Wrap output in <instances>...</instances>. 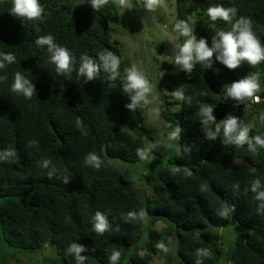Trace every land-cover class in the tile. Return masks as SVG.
Returning a JSON list of instances; mask_svg holds the SVG:
<instances>
[{
	"label": "trees",
	"instance_id": "1",
	"mask_svg": "<svg viewBox=\"0 0 264 264\" xmlns=\"http://www.w3.org/2000/svg\"><path fill=\"white\" fill-rule=\"evenodd\" d=\"M40 2L43 18L27 20L9 14L12 0H0V52L16 57L0 70V151H16L14 158L0 161L4 240L34 254L52 245L65 264H76L66 254L75 240L86 248L81 253L85 264H110L113 251L121 253L117 264H196L197 259L201 264H264V209L248 187L256 177L264 184V148L251 151L247 143H225L222 133L208 138L215 123L229 114L250 126V138L264 136L260 119L264 116V61L228 69L213 57L209 67L196 63L191 73L179 65L174 72H166L161 79L165 88L172 92L179 88L186 98L179 102L181 132L170 146L164 145L165 133L161 148L149 149L147 155L153 152L154 157L146 163L136 151L149 148L144 137L149 130L144 103L135 109L126 107L131 101L122 83L132 65L110 27L121 23L115 0H108L98 12L81 0ZM215 4L235 7L232 22L248 18L264 42V0H175V23H191L197 38L205 37L211 45L217 30L231 28L223 20H209L206 10ZM49 34L75 56L71 73L58 75L47 46L35 44L38 37ZM174 35L175 47L186 39L175 31ZM108 51L120 59L116 79L103 71L90 81L77 74L82 55L98 59ZM16 72L33 80L37 93L31 99L11 91ZM250 73L259 74V103L226 97L223 86ZM160 100L166 109L173 106L164 97ZM209 105L215 106L217 121L205 125L200 109ZM93 152L102 160L98 169L84 162ZM108 157L143 162L155 169L148 167L141 181L135 182L129 179L131 171L111 164ZM43 159L55 166L51 175L52 165L40 166ZM173 168L179 171L173 173ZM225 203L232 214L224 218L218 212ZM97 210L107 215L110 224L102 235L92 229ZM141 211L146 213L143 220ZM158 221L162 226L158 227ZM233 222L246 232L237 233L234 243L226 244L221 230ZM160 243L167 252L157 247ZM197 249H208L209 255L198 258Z\"/></svg>",
	"mask_w": 264,
	"mask_h": 264
},
{
	"label": "clouds",
	"instance_id": "2",
	"mask_svg": "<svg viewBox=\"0 0 264 264\" xmlns=\"http://www.w3.org/2000/svg\"><path fill=\"white\" fill-rule=\"evenodd\" d=\"M85 2L95 12H98L108 0H81V4ZM117 3L121 9V14L125 9H133L132 0H117ZM157 3L158 0H143L144 8L149 11H154L157 8ZM9 14L17 18L38 20L43 18L45 10L40 0H12ZM206 15L212 22L219 19L230 23V30H217L211 37V45H209L207 38H197L191 23L185 20H178L174 24L173 30L177 33L178 37H185L186 39L182 44L175 47L173 55L162 56L163 58L161 60L167 59L169 62L179 65L180 69L186 73H191L196 63H203L204 67H209L213 62V57L228 69H237L244 62H247L249 65H258L264 61V42L252 30L250 20L245 17H240L234 23L232 22L233 18L237 16V9L235 7L225 8L220 4H215L207 8ZM35 44L38 47L47 46V51L50 54V62L55 65V70L58 75L71 73L76 59L75 56L66 47L58 45L51 34L38 37L35 40ZM15 60L16 57L12 53L0 52V70L4 69L6 64L14 63ZM119 65L120 59L111 51L101 53L98 59L85 54L80 57L77 74L84 81H90L97 79L98 74L103 71L108 74L109 79H116L120 75L118 71ZM162 75L163 73L160 72V77ZM0 79H3V77H0ZM223 88L226 97L242 101L246 98H252V101L256 103L260 101V96L256 95L261 90L258 73H250L237 80H233L225 84ZM122 89L130 95L131 103L126 105L130 109H135L141 102L147 104L149 102L147 97L153 92V86L150 81L143 72L138 70L136 65H132L126 69ZM11 91L17 95H22L26 99H31L37 93L33 80L28 79L21 72L14 74ZM173 91L172 93L176 99H186L179 88ZM153 98L155 99L156 97L154 96ZM187 99L190 101V98ZM214 107L211 105L201 107L200 117L203 124L208 125L217 121L213 114ZM260 119L264 121V116H261ZM219 121V123H215V131L208 133L209 139H214L218 133H222L225 143L232 145H244L247 143L251 151H256L257 146L264 148V136L256 135L250 138L248 135L250 126L244 124L237 116L229 114ZM180 132V127L176 126L170 132L168 139L172 141L179 139ZM136 151L141 160L149 161L151 159L149 157L150 154L147 155L149 148H138ZM15 156V149L6 148L0 151V161H7ZM84 162L86 165L98 169L101 166L102 160L93 152L85 157ZM50 165H52V162L49 159H43L40 164L43 168H49ZM54 171L55 166L52 165V171L49 172V175ZM178 171V168L172 169L173 173ZM234 187H238V185H234ZM248 187L255 194L254 199L260 202L259 207L264 209V184H262L261 179L259 177L254 178ZM230 212L232 214V208L225 203L218 214L225 218ZM129 215L131 217L136 216L135 213H129ZM145 216L146 213L144 211L139 213L141 220ZM92 229L96 234L100 235L109 231L110 224L104 212L97 210L94 213L92 217ZM157 247L165 252L168 251V248L163 243L158 244ZM85 251V246L75 240L68 245L66 254L71 255L76 264H85L86 257L81 255ZM120 255L121 253L119 251H113L109 256L110 264H117ZM196 255L198 258L207 257L209 250L197 249ZM196 264H201V261L197 259Z\"/></svg>",
	"mask_w": 264,
	"mask_h": 264
},
{
	"label": "rangeland",
	"instance_id": "3",
	"mask_svg": "<svg viewBox=\"0 0 264 264\" xmlns=\"http://www.w3.org/2000/svg\"><path fill=\"white\" fill-rule=\"evenodd\" d=\"M115 2L121 23H112L110 27L114 39L119 43L125 58L129 60L131 65H136L138 70L146 75V78L153 86V92L147 97L149 102L147 104L144 103V122L149 128L148 133L144 137L150 151L160 149L164 142L163 135L168 133L169 136L176 126L179 127V117L181 116V110L179 109L181 100L176 99L172 89L165 88L164 85L167 86V84L163 83V85L161 81L166 72H174L177 68V65L167 59L161 60L162 56L173 55L175 50L173 30L175 24V0H158L157 8L154 11L146 10L143 6V0H132L133 9H125L122 14L117 0ZM170 65L171 68L169 70L164 69ZM160 72L163 73L161 77ZM154 96L156 97L155 99L153 98ZM160 97H164L173 103L170 110L161 106ZM169 112L175 115L171 117ZM164 143V145L170 146L174 141L169 140L166 136ZM150 155V160L153 161V152ZM108 161L120 169L125 168L131 171L129 179L135 182H140V178L146 172V169L153 167L146 164L147 160H145L146 163H129L108 157ZM1 201L0 198V206ZM156 224L158 227L162 226L161 221ZM148 229L145 233L146 237L149 232ZM221 232L223 241L226 244H233L236 234L246 232V229L233 222L228 227H224ZM0 264L65 263L52 245H47L41 252L36 254L21 252L18 248L9 245L4 240L2 233H0Z\"/></svg>",
	"mask_w": 264,
	"mask_h": 264
}]
</instances>
